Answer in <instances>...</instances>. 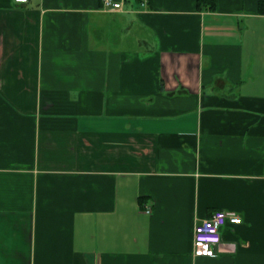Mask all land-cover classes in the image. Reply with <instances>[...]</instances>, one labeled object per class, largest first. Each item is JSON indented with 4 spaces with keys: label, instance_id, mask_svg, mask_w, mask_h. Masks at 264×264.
<instances>
[{
    "label": "crops",
    "instance_id": "obj_1",
    "mask_svg": "<svg viewBox=\"0 0 264 264\" xmlns=\"http://www.w3.org/2000/svg\"><path fill=\"white\" fill-rule=\"evenodd\" d=\"M121 1L0 0V264H264V0Z\"/></svg>",
    "mask_w": 264,
    "mask_h": 264
},
{
    "label": "built area",
    "instance_id": "obj_2",
    "mask_svg": "<svg viewBox=\"0 0 264 264\" xmlns=\"http://www.w3.org/2000/svg\"><path fill=\"white\" fill-rule=\"evenodd\" d=\"M17 3H24L27 0H14ZM123 6L121 0H102L104 9L119 10ZM142 209L149 213L150 207L143 206ZM229 222L231 224L241 223L239 214L218 209L208 217H204L194 226L193 229V253L194 255H212L214 246L220 242V232L222 226Z\"/></svg>",
    "mask_w": 264,
    "mask_h": 264
},
{
    "label": "trees",
    "instance_id": "obj_3",
    "mask_svg": "<svg viewBox=\"0 0 264 264\" xmlns=\"http://www.w3.org/2000/svg\"><path fill=\"white\" fill-rule=\"evenodd\" d=\"M197 1L198 3H208L210 7H212L214 0H197Z\"/></svg>",
    "mask_w": 264,
    "mask_h": 264
}]
</instances>
